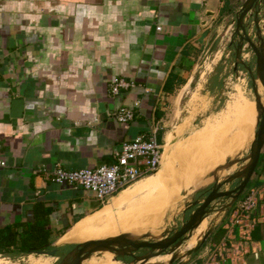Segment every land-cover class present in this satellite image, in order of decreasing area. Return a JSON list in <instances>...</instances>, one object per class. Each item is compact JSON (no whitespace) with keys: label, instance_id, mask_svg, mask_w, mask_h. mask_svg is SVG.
<instances>
[{"label":"crops","instance_id":"0c3cea01","mask_svg":"<svg viewBox=\"0 0 264 264\" xmlns=\"http://www.w3.org/2000/svg\"><path fill=\"white\" fill-rule=\"evenodd\" d=\"M241 2L0 0V232L19 242L37 229L56 245L97 215L102 207L94 193L54 183L43 171L56 164L74 170L111 163L123 142L150 127L165 144L175 107L193 83L205 80L196 74L203 50ZM217 52L208 56L205 71L218 62ZM114 77L134 86L112 95ZM16 98L24 108L12 121ZM119 106L134 110L130 121L112 116ZM143 181L114 197H127ZM249 182L245 195L255 190L257 204L243 219L247 232L242 219L234 221L244 195L204 218L211 232L182 264H264V145Z\"/></svg>","mask_w":264,"mask_h":264},{"label":"rangeland","instance_id":"374dc122","mask_svg":"<svg viewBox=\"0 0 264 264\" xmlns=\"http://www.w3.org/2000/svg\"><path fill=\"white\" fill-rule=\"evenodd\" d=\"M232 17V21H229V17L225 20L229 22L224 31L215 38L211 47L209 44L203 50L199 58L196 74L198 76L201 73L205 80L198 82L196 86L193 83L175 107L167 127V131L171 132L169 148L174 145L170 159L162 164L155 175L143 178V182L135 185L127 197L119 201L114 197L112 202L109 200L108 203L100 204V209L108 206L107 212L90 217L86 221L89 228L81 231L71 243L107 238L119 233H127L136 240L149 241L158 234H163L160 239L168 236L186 219L188 212L184 213V210L187 204L202 197L205 189L215 179L222 181L245 163L241 158L246 157L249 152L247 146L252 138L258 113L251 98L255 90H264L253 84L255 56L247 44L242 50L243 64H238L236 70L233 67L234 45L238 38L234 35L235 13ZM258 18L259 28L264 32V0L261 1ZM245 29L256 43L252 17L246 19ZM220 41L221 44L216 49ZM217 50L218 62L212 66L211 71H205L208 56ZM247 68H250L252 74ZM223 137L227 141L232 140L234 151L229 143V148L226 146L229 150H223ZM239 150L242 153L235 155ZM234 160L237 161L226 168L227 163ZM234 184L224 187H232ZM246 189L239 197L247 193ZM114 201H117L115 206L112 205L115 204ZM225 201H216L213 211L221 210ZM206 227V220L203 219L190 236L186 235L183 247L176 251H185L191 237L203 233ZM140 251H147V248H141L137 252ZM164 256L165 253H162L160 259ZM62 258L63 253L46 258L41 255L16 256L14 260L0 256V264H57ZM182 260L184 259H178L173 264H180ZM82 264H86V260ZM87 264L107 263L100 255Z\"/></svg>","mask_w":264,"mask_h":264},{"label":"water","instance_id":"95a60500","mask_svg":"<svg viewBox=\"0 0 264 264\" xmlns=\"http://www.w3.org/2000/svg\"><path fill=\"white\" fill-rule=\"evenodd\" d=\"M261 1L262 0H242L240 6L238 7V10L235 12L234 35L238 38V42L234 45L233 67L236 70L238 64H243V61L241 59L242 50L244 49V45L247 44L256 59L254 74L259 78L264 88V32L261 31L258 24V13ZM249 17H252V22L255 27V36L257 38L256 43L252 40L251 37H249L245 29V21ZM232 42L233 41H231L230 45H232ZM247 69L252 74L250 68ZM256 101L257 103L259 102L258 96H256ZM23 108L24 104L21 98H16L11 101L9 115L13 119L12 121L22 115ZM260 108L261 111L257 115L253 132V139L247 146L249 148V152L246 157L241 158L243 161H245V163L238 170L228 175L222 181H218L217 179H215L212 185L209 188L205 189L202 197L195 199L187 204L184 210V213L188 212L186 219H184L180 226L178 228H175L168 236H164L163 238L154 241H146L143 239L136 240L130 238L127 233H119L118 235L107 238L91 239L74 244L71 243V245L69 246H64L62 243L49 245L46 248L21 253L17 255V257L24 255L28 256L29 254H33L36 256L42 255L57 257L61 253L67 252L66 256L63 257L61 261H58L57 264H82L84 260L88 259L94 252L99 250H108L112 252L115 259H119L120 256L124 255L130 256V260H121L125 263L137 262L140 260L147 261L152 257L160 255L169 246L177 243L181 238H183L185 234H187L190 230L197 226L205 217L215 213L216 211H219H213L212 209L213 204L216 201L218 202L223 198L229 199L230 201L220 208L221 210L227 209L234 203L241 192L245 189L252 173L255 170V167L259 160L261 148L264 145V98L263 106ZM241 151L237 154L235 153V155L238 156L240 153H242ZM236 161L237 160L227 163L226 168H229ZM161 164L160 166L162 167ZM235 181H237L236 185L234 184ZM232 184H234L232 187H224L226 185L231 186ZM210 232L211 227L203 234L200 241L191 250H189L187 255L182 259H185L192 252L197 250L203 244ZM140 248H147L148 251L143 255L134 256L133 252ZM0 256L9 260H14L16 257L2 254H0ZM181 262L183 263L184 260H182Z\"/></svg>","mask_w":264,"mask_h":264},{"label":"built area","instance_id":"2783aa9c","mask_svg":"<svg viewBox=\"0 0 264 264\" xmlns=\"http://www.w3.org/2000/svg\"><path fill=\"white\" fill-rule=\"evenodd\" d=\"M156 28L159 29V26ZM133 86L131 81L123 77H114L109 82V91L115 95L121 89ZM112 116L118 122H128L133 118L134 110L119 106L112 112ZM157 132V127H150L146 133H141L135 138L123 142L116 153L115 160L111 163L74 170H66L56 164L52 169L43 172L54 183L80 186L91 191L99 204L103 205L138 179L157 171L163 152ZM0 165H4L3 160H0ZM256 204L257 193L255 190H251L239 202L238 217L236 216L234 221L239 222L241 219H245V214L252 210ZM241 224L242 230L247 232L248 223L243 220Z\"/></svg>","mask_w":264,"mask_h":264},{"label":"bare ground","instance_id":"6f19581e","mask_svg":"<svg viewBox=\"0 0 264 264\" xmlns=\"http://www.w3.org/2000/svg\"><path fill=\"white\" fill-rule=\"evenodd\" d=\"M255 65H256V59H255ZM252 80H253V84L254 85H257V86H259V87H261L263 90H264V88H263V86H262V84H261V82H260V80H259V78L254 74V76L252 77ZM256 96H258L259 97V102L257 103V101H256ZM263 98H264V92L263 91H261V90H255L254 91V96H253V98H251V101H252V103H253V105L256 107V109H257V115L259 114V112L261 111V108L260 107H262L263 106ZM257 115H256V119H257ZM256 124V123H255ZM255 128V127H254ZM170 134H166V139H165V144H163L162 143V147H163V152H162V164L163 163H167V160L168 159H170V157H171V155H172V150H173V147H174V145L172 146V148L170 149L169 147H170V144H171V139H170V136H169ZM225 139V140H224ZM252 139H253V135H252V138H251V140L249 141V143L252 141ZM224 140V141H223ZM223 140H222V148H223V150L224 151H226V149H227V147L229 146L228 145V143L230 144V146L232 147V150L234 151V143H231V141L232 140H226V138H224L223 137ZM224 146V147H223ZM227 146V147H226ZM229 148V147H228ZM169 149H170V151H169ZM227 150H229V149H227ZM169 151V152H168ZM238 153L240 152V150L239 151H237ZM240 160V159H239ZM242 160V159H241ZM243 161V160H242ZM161 164V165H162ZM157 171H158V169H157ZM157 171H155V172H153V173H151V174H149V175H146V176H144V177H142V178H140V179H138L137 181H139V180H141V179H143V178H149V177H151V176H153V175H155L156 174V172ZM159 172H160V170H159ZM137 181H135L134 183H136ZM134 183H132V184H134ZM131 184V185H132ZM130 186V185H129ZM125 189V188H124ZM122 191V190H121ZM118 194V193H117ZM116 194V195H117ZM115 196V195H114ZM113 196V197H114ZM112 197V198H113ZM111 198V199H112ZM110 199V200H111ZM109 202V201H108ZM107 202V203H108ZM114 203L115 204H112V205H116V203H117V201H114ZM107 209H108V206L106 207V208H104L103 207V209H100L99 211H97V213H101V212H103V211H105V212H107ZM201 223V222H200ZM199 223V224H200ZM89 223L88 222H80V223H78L76 226H74L67 234H65V236L63 237V238H61L58 242L59 243H62V244H65V243H69L70 241H72L73 239H75L77 236H78V234H80L81 233V231H83V229L84 230H86L87 228H88V225ZM198 224V225H199ZM197 225V226H198ZM196 227V226H195ZM194 227V228H195ZM193 228V229H194ZM193 229L192 230H190L187 234H188V236H190V234L192 233V231H193ZM207 231V227L205 228V230H204V232L203 233H201V234H195V235H193L192 237H191V240H190V242L188 243V245H187V247H186V250L185 251H183V252H178V251H175L174 253H173V251L175 250V249H177L178 247H180L185 241H186V239H187V234H185V236H183V238H181L177 243H175V244H173V245H171V246H169L163 253H165L166 255L167 254H170L171 252L173 253L172 255H168L169 257L168 258H166V259H164L163 261H159L160 260V255L162 254H160V255H158V256H155V257H152V258H150V259H148L147 261H142V260H140V261H137V262H129V263H125V262H120V261H117V259H115L114 258V254L112 253V252H110V251H108V250H99V251H96V252H94L88 259H86V264L87 263H89V262H91L94 258H96L97 256H99L100 257V255L102 256V259H104L105 260V262L107 263V264H170L174 259H176V258H181V257H184L188 252H189V250H191L199 241H200V239L202 238L201 236H203V234L205 233ZM163 235V234H162ZM162 235H157L156 237H154V238H150L151 239V241H154V240H158V238L160 239V237L162 236ZM146 241H149V240H146ZM141 249V248H140ZM139 250V249H138ZM138 250H136V251H138ZM136 251H134V252H136ZM147 251H148V249H147ZM147 251H145L143 254H145ZM134 252H133V254H134ZM67 254V253H66ZM66 254L65 255H63V257H65L66 256ZM143 254H141V255H143ZM29 255H33V254H29ZM28 255V256H29ZM42 256V255H41ZM124 256H128V255H124ZM134 256H139V255H134ZM43 257H49V256H43ZM63 259V258H62ZM61 259V260H62ZM60 260V261H61ZM51 264V263H50Z\"/></svg>","mask_w":264,"mask_h":264},{"label":"trees","instance_id":"16d2710c","mask_svg":"<svg viewBox=\"0 0 264 264\" xmlns=\"http://www.w3.org/2000/svg\"><path fill=\"white\" fill-rule=\"evenodd\" d=\"M245 188H247L246 191L251 188L250 182L247 183ZM98 207H101V205L99 204ZM5 231L0 232V254L2 255L13 257L21 253L35 251L49 246L47 244V238L43 236L40 238V233L37 229H32L31 232L26 233V236L19 242L11 234H6Z\"/></svg>","mask_w":264,"mask_h":264},{"label":"flooded vegetation","instance_id":"af4514ba","mask_svg":"<svg viewBox=\"0 0 264 264\" xmlns=\"http://www.w3.org/2000/svg\"><path fill=\"white\" fill-rule=\"evenodd\" d=\"M137 252V251H136ZM145 251H140V252H137L136 254L137 255H141V254H143ZM67 253V252H66ZM66 253H63V255H65ZM134 255H135V252H134ZM123 259H125V260H130L131 259V257L130 256H120L119 257V259H117V261H120V262H124V261H121V260H123Z\"/></svg>","mask_w":264,"mask_h":264}]
</instances>
